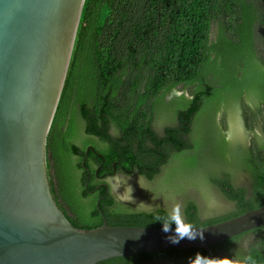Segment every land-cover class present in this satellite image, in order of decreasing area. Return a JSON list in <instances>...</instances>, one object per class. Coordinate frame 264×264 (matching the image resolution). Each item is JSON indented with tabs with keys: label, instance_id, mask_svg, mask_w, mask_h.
<instances>
[{
	"label": "trees",
	"instance_id": "1",
	"mask_svg": "<svg viewBox=\"0 0 264 264\" xmlns=\"http://www.w3.org/2000/svg\"><path fill=\"white\" fill-rule=\"evenodd\" d=\"M45 154L80 229L102 223L96 201L108 225L161 228L264 205V0H84ZM120 173L139 178L131 200L107 180ZM210 248L217 264H264V225ZM197 254L208 258L170 248L95 264H206Z\"/></svg>",
	"mask_w": 264,
	"mask_h": 264
},
{
	"label": "water",
	"instance_id": "2",
	"mask_svg": "<svg viewBox=\"0 0 264 264\" xmlns=\"http://www.w3.org/2000/svg\"><path fill=\"white\" fill-rule=\"evenodd\" d=\"M84 0H0V264H95L159 249L203 248L264 225V205L192 227L173 245L161 227L72 225L49 188L45 144ZM94 190V189H93ZM91 190V191H93Z\"/></svg>",
	"mask_w": 264,
	"mask_h": 264
},
{
	"label": "rangeland",
	"instance_id": "3",
	"mask_svg": "<svg viewBox=\"0 0 264 264\" xmlns=\"http://www.w3.org/2000/svg\"><path fill=\"white\" fill-rule=\"evenodd\" d=\"M137 179V176L135 174L130 175H124V174H113L110 175L107 180L110 183L113 192L115 195L119 196L121 199L124 200H131L132 198L129 196V194H127V190H130L129 185L133 186L132 182H135ZM237 180L241 181V177H238ZM218 203L220 204V208L219 210H217L218 212L221 211H227L231 208V204L229 203H224L223 199L221 196H216ZM144 207H147L148 205L151 204H144ZM247 245V242H240V246L245 247ZM164 263V262H163ZM150 264H160L158 262H154V263H150Z\"/></svg>",
	"mask_w": 264,
	"mask_h": 264
},
{
	"label": "clouds",
	"instance_id": "4",
	"mask_svg": "<svg viewBox=\"0 0 264 264\" xmlns=\"http://www.w3.org/2000/svg\"><path fill=\"white\" fill-rule=\"evenodd\" d=\"M130 189L133 187L129 185ZM134 191V190H133ZM132 191V193H133ZM162 225V231L165 233H172V235H169L167 239L169 242L173 245L179 244L182 240H189V241H195L197 238H199L200 241H203L205 239L203 234H200L197 236L195 233L191 231V226H186L184 228L175 227L174 224L169 223L167 225L161 223ZM174 226V227H173ZM184 229V230H182ZM198 258L201 260H208L209 258L203 257L200 254H197ZM209 264H217L215 261L209 260ZM219 264H231L230 261L225 258L224 260L220 261Z\"/></svg>",
	"mask_w": 264,
	"mask_h": 264
},
{
	"label": "flooded vegetation",
	"instance_id": "5",
	"mask_svg": "<svg viewBox=\"0 0 264 264\" xmlns=\"http://www.w3.org/2000/svg\"><path fill=\"white\" fill-rule=\"evenodd\" d=\"M175 93L176 94H178V93H180V92H178V91H175ZM156 115H157V109L155 110V112H154V120L156 121ZM155 121H153V128L157 131V132H161L162 131V127L161 126H159L158 124H157V122H155ZM62 129H64V127L62 128ZM90 148H91V146H89ZM94 191V190H93ZM56 201V203H57V205L59 206V208H61V210L65 213V205H62L60 202H57V200H55Z\"/></svg>",
	"mask_w": 264,
	"mask_h": 264
},
{
	"label": "snow or ice",
	"instance_id": "6",
	"mask_svg": "<svg viewBox=\"0 0 264 264\" xmlns=\"http://www.w3.org/2000/svg\"><path fill=\"white\" fill-rule=\"evenodd\" d=\"M182 230H184V229H182Z\"/></svg>",
	"mask_w": 264,
	"mask_h": 264
}]
</instances>
